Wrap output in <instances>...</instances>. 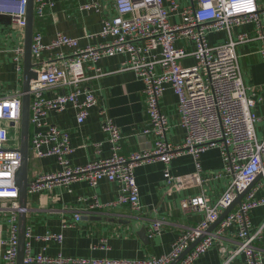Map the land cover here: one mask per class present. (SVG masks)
<instances>
[{"label":"built area","instance_id":"built-area-1","mask_svg":"<svg viewBox=\"0 0 264 264\" xmlns=\"http://www.w3.org/2000/svg\"><path fill=\"white\" fill-rule=\"evenodd\" d=\"M53 4L49 0H33L34 20L43 18ZM84 10H93L102 15V28L98 34H86L87 39L109 38L108 42L85 48L78 47V40L56 34L44 44L42 35L34 31L31 42L32 64L36 78L30 83L29 104V155L35 159L55 157L61 170L53 174L40 175L29 183L28 195L54 187L68 188L79 181H87L91 188L106 179L117 183L121 192L111 206H128L132 211L141 210L139 192L133 175L134 168L143 164L161 162L168 165L173 158L190 154L195 160L210 148L220 151L224 174L229 183L219 198L210 204L204 196H196L181 202L184 210L200 212L204 218L195 227L186 229L173 242L168 254L149 257L140 261L110 259H73L58 254L55 257L43 253L31 255L30 240L60 244L61 234L33 236L25 231L23 264H172L190 245L200 241L176 264H193L204 255L224 232L237 226L238 244L232 256L242 255L246 264H263V256L255 243L263 238L264 224L253 229L250 214L264 207V138L258 140L255 126L259 118L253 112L255 101L247 96L241 76L236 46L251 41L247 34L232 37V32L244 25L254 24L258 38L264 42L260 20L264 17L257 0H189L182 8L171 1L165 6L163 0H113V15L106 14L104 0H91ZM179 14L181 20L171 24L169 19ZM26 0H0V17L9 20L10 28L18 43L13 48V68L22 76L24 36L26 28ZM34 25V24H33ZM224 32L228 41L210 45L207 34ZM179 42L192 43L193 50L179 47ZM69 50L65 53L63 50ZM59 50L47 60L44 52ZM127 55L121 71H133L143 83L148 126L144 134L156 137L154 148L128 157L120 154L121 134L113 121L103 115L101 129L107 136L111 156L97 160L83 167L70 165L68 156L73 152L69 133L47 122L51 112H62L67 105L75 110L77 125L82 124L89 110L98 106V100L91 90H82L88 80L86 69L94 72L95 78L105 75L96 64L116 55ZM264 61V44L260 50ZM192 57L195 65L185 67L182 61ZM178 99L177 110L180 125L185 129L182 146H173L166 141L168 122L160 108V100L167 88ZM51 89L62 92L53 98L45 93ZM68 89V92L65 90ZM254 93V92H252ZM22 92H14L0 98V213H8V234L0 240V261L2 264H16L18 254V190L15 174L20 166V119ZM10 124H13L12 126ZM9 129L14 136L8 135ZM7 144H16L7 148ZM197 172L184 180L164 170L166 187L176 188L181 183H200ZM221 173L214 175L217 179ZM259 180L244 195L241 202L229 212L217 227L209 232L221 214L232 204L237 195L243 193L257 178ZM261 194L262 197H258ZM102 208L97 202L90 209ZM82 217L74 215L71 224L75 226ZM156 221L149 230V236H156L161 229ZM223 252V250H222Z\"/></svg>","mask_w":264,"mask_h":264},{"label":"crops","instance_id":"crops-1","mask_svg":"<svg viewBox=\"0 0 264 264\" xmlns=\"http://www.w3.org/2000/svg\"><path fill=\"white\" fill-rule=\"evenodd\" d=\"M53 6L41 19L34 20V31L42 35L44 44H49L56 36L62 34L77 39L78 47L95 46L109 41V38L95 37L87 39L86 34H98L102 28V15L93 10H84L91 0H49ZM171 1L180 8L189 0H163L165 6ZM264 9V0H257ZM106 14L113 15V0H104ZM181 20L179 14L169 19L171 24ZM261 32L264 35V17L260 20ZM254 24L244 25L232 32V37L247 34L252 40L236 46V54L241 70L243 84L247 96L256 103L253 112L259 118L255 126L257 138H264V61L260 50L264 42L258 38ZM207 41L210 45L224 44L228 41L226 33H209ZM18 43L12 32L9 20L0 17V98L14 92H22V76H18L13 68V48ZM179 47L193 50L191 43L179 42ZM65 53L69 50L64 49ZM59 50L44 52L43 59L55 56ZM128 59L121 54L104 58L96 64L104 76L95 78L92 71L86 69L88 80L81 85L82 90H91L98 100V106L89 110L86 120L77 125L75 110L67 105L62 112H51L48 123L69 133L70 146L73 152L68 156L70 165L83 167L97 160L111 156V148L107 136L101 129L103 108L121 134L120 154L128 157L133 153H143L154 148L156 137L144 134L148 126L146 102L143 94V83L133 71H121V64ZM192 57L182 61L183 66L195 65ZM62 91L51 89L45 93L53 98ZM68 92V89L65 90ZM254 92V93H252ZM178 99L168 87L161 100L160 108L168 122L166 141L173 146H182L185 141V129L180 125L177 110ZM200 183H181L178 189L166 187L164 170L168 169L172 176L184 180L197 172ZM61 170L55 157L35 159L29 155L28 183L40 175L53 174ZM224 163L217 148H210L198 158L190 154L176 156L168 165L161 162L143 164L133 170L139 192L141 210L132 211L128 206H111L118 198L121 187L106 179L100 180L94 188L87 181H79L68 188L54 187L28 195L27 230L33 236L61 234L60 244L30 240L31 255L43 253L55 257L73 259H110L140 261L149 257H159L170 252L173 242L186 229L195 227L204 218L200 212L184 210L181 202L196 196H204L210 204L216 203L226 190L229 178L224 174ZM221 173L217 179L214 175ZM185 182V180H184ZM258 197H262L261 194ZM102 208L90 209L94 203ZM81 213L80 221L73 227L63 228L71 224L75 214ZM8 213H0V240L8 234ZM253 229L264 224V207L253 210L250 214ZM161 221L158 235L149 236L151 226ZM215 229V228H214ZM213 229V230H214ZM144 232V235H142ZM237 226L227 229L222 237L215 241L208 251L193 264H246L242 255L232 256L236 250ZM263 256L264 264V232L263 238L255 243ZM223 250V252H222ZM2 248H0V252ZM0 264L1 261H0Z\"/></svg>","mask_w":264,"mask_h":264},{"label":"water","instance_id":"water-1","mask_svg":"<svg viewBox=\"0 0 264 264\" xmlns=\"http://www.w3.org/2000/svg\"><path fill=\"white\" fill-rule=\"evenodd\" d=\"M27 2V15H26V28L24 36V56H23V69H22V97H21V119H20V144L19 153L21 157L20 166L15 174V186L18 190V205L20 211L18 212V254L16 264H23L24 246H25V231L27 224V200H28V170H29V89L30 83L36 78L34 71L35 66L32 64L31 56V42L33 35L34 13H33V0H26ZM11 126L13 124H10ZM259 180V177L241 194L237 195L232 204L221 214L218 221L209 229L211 232L217 225L231 212L242 200L244 195L252 188V186ZM144 235V232H142ZM198 239L172 264H176L184 255H186L198 242Z\"/></svg>","mask_w":264,"mask_h":264},{"label":"rangeland","instance_id":"rangeland-1","mask_svg":"<svg viewBox=\"0 0 264 264\" xmlns=\"http://www.w3.org/2000/svg\"><path fill=\"white\" fill-rule=\"evenodd\" d=\"M0 125L5 127L6 124H5L4 122H1ZM6 127H7V126H6ZM7 130H8V135H9L10 137H13V136H14V130L9 129L8 127H7ZM258 140H260V138H258ZM15 145H16V144H7V145H5V147H7V148H14Z\"/></svg>","mask_w":264,"mask_h":264}]
</instances>
